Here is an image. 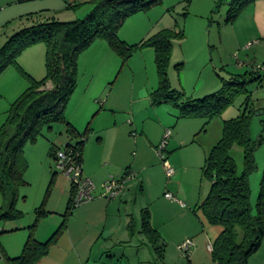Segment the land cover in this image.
Listing matches in <instances>:
<instances>
[{"label":"rangeland","instance_id":"1","mask_svg":"<svg viewBox=\"0 0 264 264\" xmlns=\"http://www.w3.org/2000/svg\"><path fill=\"white\" fill-rule=\"evenodd\" d=\"M74 1L72 6H70L71 0L23 2L21 6L25 13L22 16L14 14L15 16L13 15L11 20L1 27L0 47L10 36L33 23L80 19L94 8L89 2L91 0ZM238 1L240 0H161L149 9L129 15L120 27L118 36L129 45H134L163 29L182 31L184 34L182 39H172L173 46L166 67L167 77L171 87L184 94L183 99L203 98L220 90L224 81H229L232 75H241L249 70L241 69L237 65L240 61H246V54L250 51L245 52V44L240 38L238 40L235 38L239 24H234L233 18L229 19L234 9L238 7ZM21 6L17 8L20 9ZM46 52L43 41L27 46L18 56L17 64L9 66L0 76V128L6 124L12 103L30 87V78L40 81L47 75ZM260 65L263 67L261 71L264 72V65L261 63ZM77 68V85L67 104L65 114L79 132L83 133L88 129L83 153L88 151V154H91L94 143L89 142V131L97 121L94 111L100 109V113H103L100 101H105L111 93L110 101L118 97L124 107L133 96L135 97L133 99H136L159 86L155 52L152 46L137 47L130 58L124 61L105 40L96 39L80 53ZM47 87H50V83ZM246 87L251 91V106L246 111L249 116L250 136L253 140L260 141L255 151L256 169L249 176L250 201L253 208H256L264 177V78L261 81H251ZM245 99L246 94H238L232 105L223 109L221 115L206 124L204 118L200 117L183 119L172 117V124L168 128L171 135L174 129L178 128L183 137L190 139L178 153L180 157L178 161L184 162L187 169L186 176L182 182H179L183 192L197 195L202 189L204 191L209 189L210 183L204 181L200 173L204 152L221 139L223 121L242 113ZM127 105L124 108L125 114L130 113ZM139 105L140 102H137L136 106ZM162 108H167L169 114L177 112L171 102L168 107ZM250 109L254 112H249ZM118 114L124 122V113ZM69 117L73 120L71 121ZM65 136H67L66 125L57 123L52 129L43 128L35 142L25 143L24 156L27 168L23 177L27 183L18 188L15 200V209L22 214L19 220H32L35 208L42 204L44 208L58 212L66 208L67 198L63 193V186L67 185L69 188L70 181L65 173L57 168L54 157L48 155L49 146L57 140L63 141ZM65 146V142L59 145L61 150H64ZM232 152L240 172L243 168L242 148L234 146ZM169 158L168 155L167 159ZM52 172L57 174L51 182ZM168 180L172 179L167 178ZM182 201L190 210L197 208L188 200ZM201 201L202 199L198 202ZM197 215H200V211ZM192 220L194 227H190V223L187 224L188 239L194 238L190 234L192 228L202 230L198 218L194 216ZM192 220L189 218V221ZM5 224L10 225L11 222L1 221V226ZM141 224L142 222L138 221L136 234L131 242L107 246L109 252L106 255L110 258L104 256L100 264H163L156 246H161L165 255L168 245L163 246L159 240L146 238L142 232H139ZM5 234H0V237ZM194 244L202 258L208 260L205 245L200 246L196 241ZM171 252L174 256L182 257L184 262L181 264L192 263L189 260L191 254L183 256L177 244L176 253ZM175 263L176 261L172 262ZM248 263L264 264V241L259 249L251 254Z\"/></svg>","mask_w":264,"mask_h":264},{"label":"trees","instance_id":"2","mask_svg":"<svg viewBox=\"0 0 264 264\" xmlns=\"http://www.w3.org/2000/svg\"><path fill=\"white\" fill-rule=\"evenodd\" d=\"M160 1L93 0L91 4L94 8L84 18L33 23L10 36L0 47V76L9 66L17 64L18 56L27 46L43 41L47 51V75L40 81L29 77L30 87L12 103L6 124L0 128V194L4 199L0 208V221L22 216L15 209V200L18 188L27 183L23 177L27 167L24 145L35 142L43 128L52 129L54 124H65L66 133L74 142L66 144L64 150L71 152L76 163L82 165L88 129L83 133L79 132L65 114L77 85V60L80 53L94 40L103 39L127 61L137 47L152 46L159 77V86L151 93L152 101L155 104L171 102L177 110V119L200 117L204 118L206 124L232 105L238 94H246L242 113L223 121L221 139L205 156L202 175L209 181L210 187L206 197L194 211L200 210L209 224L222 228L212 244L211 256L214 262L249 264V257L264 241V177L256 208H253L249 176L256 169L255 151L260 141L253 140L250 136L249 116L246 111L251 106V91L246 85L264 78V72L261 71L263 67L254 64L252 71L232 75L229 81H224L220 90L203 98L183 99L184 94L171 87L166 72L173 46L172 39H182V31L163 29L134 45H129L118 36L120 27L129 15L149 9ZM250 1L252 0L238 1V7L229 19H235ZM256 65L262 68L256 70ZM49 83L50 87H47ZM249 112L254 111L250 109ZM234 146L241 147L243 152V168L240 172L233 157ZM167 148L168 145L165 150L166 158ZM59 149L50 146L49 155L55 159ZM127 173L129 172L125 174ZM74 207L71 196L60 229L66 227V220ZM35 212L36 220L31 225V230L36 227L38 219L46 215L43 204ZM143 230L151 236V240H157L159 234L150 225L149 209L143 210ZM4 232L0 230V233ZM56 235L42 243L34 238L31 231L20 256L12 258L2 254V259L7 264H34L47 253L49 244ZM162 244L165 245L164 242ZM156 247L162 261L163 248Z\"/></svg>","mask_w":264,"mask_h":264},{"label":"crops","instance_id":"3","mask_svg":"<svg viewBox=\"0 0 264 264\" xmlns=\"http://www.w3.org/2000/svg\"><path fill=\"white\" fill-rule=\"evenodd\" d=\"M25 1L27 0H0V29L14 14L22 16L25 13L21 6ZM71 2L70 6L75 3L74 0ZM19 6L20 9L17 8ZM236 23L239 24V29L235 31V38L237 40L240 38L245 44V52L250 51L246 54V61H240L237 65L241 69L252 71L254 64L264 65V0H252L246 4L234 19V24ZM155 89L157 88L148 90L136 99H133L135 98L133 96L127 101L128 105L124 101L127 110H130L129 114H125L126 105L123 107L121 99L116 97L110 101L111 93L105 101H100L103 113H100V109L94 111L97 121L89 131V142L94 143L92 144L94 150L91 154H88V151L83 153L84 159L82 156L83 175L95 185V198L75 206L63 229H60L64 222L63 214L69 198L73 196L71 182H68L69 188L67 185L63 186V193L67 198L64 211L44 208L46 215L38 219L33 230L30 227L36 220L35 210L38 207L34 210L32 220L9 219L5 221L11 224L6 223L4 226H1L0 221V230L9 234L0 237V251L3 255L12 258L20 256L32 231L34 238L42 243L57 234L54 241L49 244L47 253L34 264H100L104 256L110 258L106 255L109 252L107 246L131 242L135 237L138 221L142 222L139 232L151 239L143 230V210L149 209L150 225L159 234L157 240L168 245L166 254L163 253V264H172L173 261H176L175 264L184 262L182 257L174 256L171 251L176 253V244L178 248L179 244L188 239L187 224L190 223V227H194L192 224L194 216L200 221L202 230L192 228L190 234L194 238L191 240L200 246L205 245L208 260L203 259L197 252V246L193 248L189 260L191 264H218L212 260L208 245L213 244L222 228L209 224L200 210H198L200 215H197L198 211H194L195 208L190 210L182 201L188 200L190 204L194 203V206L198 207L200 204L198 201L201 199L203 201L209 189L205 191L202 189L197 195L181 190L179 182L186 176L187 169L184 162H179L178 153L190 139L183 137L178 128L174 129L168 143L167 157L169 155L168 160L174 167L175 174L172 180L167 181L157 146L164 131L172 124V117L177 119V112L169 114L167 108H162L168 107L170 102L155 104L152 101L151 93ZM137 102H140L138 107ZM119 112L124 113V122ZM71 141L72 138L67 135L63 141L57 140L52 146L58 149L63 142L68 144ZM47 145L49 146V143ZM208 151L204 152V159ZM202 165L200 167L202 179L208 181L202 175ZM126 172H133L134 176L126 182L121 195L116 199L103 197L102 184L111 176L122 177ZM53 173L51 182L57 174ZM166 193H171L186 206L183 207L181 203L167 198ZM3 204L4 199L0 194V208ZM189 218L192 221H189ZM0 264L7 263L0 259Z\"/></svg>","mask_w":264,"mask_h":264},{"label":"built area","instance_id":"4","mask_svg":"<svg viewBox=\"0 0 264 264\" xmlns=\"http://www.w3.org/2000/svg\"><path fill=\"white\" fill-rule=\"evenodd\" d=\"M256 70H260L262 67L256 65L254 67ZM171 138V131L169 129L165 130L164 136L158 147V154L164 164L166 177L171 179L175 174V169L166 158L165 150ZM56 166L59 170L65 173L68 180L71 182L74 188L73 204L78 206L87 203L95 198L94 190L95 185L93 182L83 175L82 165L76 163L72 158L71 152L67 150H57L55 157ZM134 176L133 172H129L122 177L111 176L103 184V197L107 199H116L124 191L126 187V182ZM165 196L171 200L181 203L184 207L186 206L183 202L177 200V198L171 193H166ZM195 247L194 242L191 239H187L178 245V249L181 251L183 256H189ZM209 249H212V245H208ZM0 259H2V253L0 251Z\"/></svg>","mask_w":264,"mask_h":264},{"label":"bare ground","instance_id":"5","mask_svg":"<svg viewBox=\"0 0 264 264\" xmlns=\"http://www.w3.org/2000/svg\"><path fill=\"white\" fill-rule=\"evenodd\" d=\"M27 168V167H26ZM6 194V193H5Z\"/></svg>","mask_w":264,"mask_h":264}]
</instances>
